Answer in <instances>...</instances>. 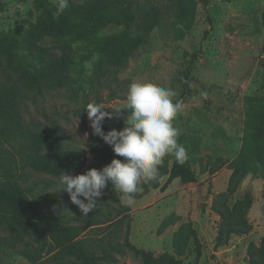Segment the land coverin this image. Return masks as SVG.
<instances>
[{
  "label": "rangeland",
  "instance_id": "obj_1",
  "mask_svg": "<svg viewBox=\"0 0 264 264\" xmlns=\"http://www.w3.org/2000/svg\"><path fill=\"white\" fill-rule=\"evenodd\" d=\"M74 2L80 4L82 0ZM154 4L162 14L161 27L153 31L148 44L138 49L123 69L102 79L99 104L113 117L115 110L126 107L131 83H153L171 88L177 93L174 102H183V108L174 121V126L181 133L179 138L190 136L198 139L202 157L211 155L231 160L246 144V113L264 105V35L261 26L264 1L210 0L206 9L200 0H155ZM181 4L193 8L190 17L192 27L184 31L182 26H175L183 32L181 38H175L176 30L169 25ZM207 17L211 20V30L204 37L203 32L208 29ZM58 18L56 0H0V33L12 38L40 20ZM77 23L82 26L83 33L80 39L71 41L76 59L69 87L40 96L25 94L20 109L27 127H56L65 147L79 148L86 153V142L92 133L91 122L87 118L84 133H77L79 120L76 111L84 99L95 102L91 75L93 63L98 58V40L125 30L127 23L100 25L80 19ZM19 63L30 71L38 68V63L25 53H19ZM201 92L207 96L202 97ZM124 127L125 120L122 127L115 130L120 131ZM5 152L8 167L21 177V185L32 203L45 212L54 213L68 225L85 227L81 238L93 245L99 256L102 248L108 249L112 242L122 248L128 224L129 239L135 247L155 254L170 252L174 229H168L161 236L156 234V230L171 213L192 222L202 247L199 264H249L248 245H257L264 237V176L245 178L233 197L238 199L246 191L253 197L247 214L250 232L231 236L226 245L215 249L219 218L211 211L210 204L213 193L217 191L216 186L220 192L226 189L227 182H223V176L214 183L212 179L217 178V174L214 177L199 175L195 166L199 178L197 184L181 185L176 179L168 187L169 194L157 198L156 193L147 206L142 205L149 196L130 205L125 194L118 189L105 188L97 208L83 217L78 207L71 203L69 195L59 192L63 187L60 177L35 173L23 167L26 154L22 143H11ZM118 202L130 209L127 213L129 219H124L120 225L119 218H114ZM109 213L112 224L108 228L106 224L95 225V220L104 222ZM117 226L114 238L111 232ZM6 236V232L0 231V238ZM22 248V244L12 247L0 243V264H30L21 255ZM122 250V255L112 253V263L103 264H139L130 252ZM193 260L194 252L190 248L183 263L193 264ZM41 261L54 264L49 256H43Z\"/></svg>",
  "mask_w": 264,
  "mask_h": 264
},
{
  "label": "trees",
  "instance_id": "obj_2",
  "mask_svg": "<svg viewBox=\"0 0 264 264\" xmlns=\"http://www.w3.org/2000/svg\"><path fill=\"white\" fill-rule=\"evenodd\" d=\"M23 1V0H16ZM155 0H82L76 4L69 0V7L57 20H40L31 25L24 33L12 38L0 33V231L7 236L0 238V243L16 246L22 244L21 255L30 264H45L43 256H49L54 264H103L112 263V253L122 255L124 248L138 260L139 264H184L183 259L190 248L194 252L193 264H199L201 243L190 220L171 213L160 223L156 234L161 236L168 229H174L171 235V251L155 254L152 251L135 247L129 239V224L123 238L122 248L112 242L109 248H102V255H97L93 245L81 238L85 227L78 228L64 223L52 212H45L27 196L21 185V177L16 176L8 167L5 156L6 147L11 143H22L26 158L23 167L39 174L54 178L65 174H84L89 169H102L115 156L112 148L104 141L89 135L86 153L79 148L65 147L63 138L56 127L31 129L23 122L21 101L25 94L40 96L45 92L69 87L71 72L76 59L72 40L82 37L83 28L77 20L108 25L126 22L125 30L105 36L98 40V58L93 63L91 89L94 90V103L100 102L99 88L102 79L109 74H116L123 69L135 52L146 46L149 37L161 27L162 14L154 4ZM203 8L210 5V0H200ZM264 1V0H263ZM193 8L179 5L170 23L176 30V37L181 38L182 31L175 26H182L184 31L191 29L190 17ZM208 29L203 32L207 37L211 30V20L207 17ZM261 26L264 35V6L261 11ZM133 28L131 32L130 29ZM264 52V45L262 48ZM19 53H25L38 63L35 71L22 67ZM91 102L84 99L76 111L79 120L77 133L83 134L87 122L86 106ZM125 110L118 116L115 112L111 119H105L102 130L107 133L120 129L126 117ZM246 144L231 160L211 155L200 156L199 140L186 136L178 139L187 150L188 160L179 165L173 157H166L159 168L157 181L143 185V191L133 194L134 200L145 197L150 190L163 193L174 180L181 185H195L199 182L194 167L199 175L214 177L222 169L229 170L226 189L212 196L210 209L219 218L214 248L228 243L231 236L246 235L251 230L247 214L253 204L249 191L238 199H233L245 178L264 176V105L258 110L246 113ZM89 157V159H87ZM164 181L162 182V180ZM162 182V183H161ZM106 188H113L109 183ZM114 218H119L120 225L129 219V206L118 202ZM95 220V225L106 224L112 219ZM116 230L112 231L116 237ZM249 264H264V237L256 245L250 243L247 248Z\"/></svg>",
  "mask_w": 264,
  "mask_h": 264
},
{
  "label": "clouds",
  "instance_id": "obj_3",
  "mask_svg": "<svg viewBox=\"0 0 264 264\" xmlns=\"http://www.w3.org/2000/svg\"><path fill=\"white\" fill-rule=\"evenodd\" d=\"M69 7V0H56V15L59 16ZM202 97L207 93L201 92ZM177 93L171 88L160 87L153 83H131L126 95L127 112L125 127L105 133L102 124L112 114L105 111L101 104L90 103L86 106L91 122L92 134L100 137L109 145L115 156L110 164L102 169H89L81 175L63 172L59 191L66 192L70 201L76 205L83 217L93 212L109 183L114 189L125 194L128 204L135 203L134 195L143 191V185L155 182L160 176L159 168L166 157H173L183 165L188 160L187 150L178 142L180 130L174 126L183 102L173 98ZM121 110H115L120 115ZM81 197L83 199H81Z\"/></svg>",
  "mask_w": 264,
  "mask_h": 264
},
{
  "label": "crops",
  "instance_id": "obj_4",
  "mask_svg": "<svg viewBox=\"0 0 264 264\" xmlns=\"http://www.w3.org/2000/svg\"><path fill=\"white\" fill-rule=\"evenodd\" d=\"M230 173H231V172H230L229 170H227V169H222L220 172L217 173V178H213L212 181L215 183V181H217L216 179H218V177L223 176L224 179H223V178H220V179H221V180L223 179V182H224V181L227 182L228 177L230 176ZM216 185H217V184H216ZM218 187H219V186H216L217 191H215V192L213 193V195L220 193ZM220 189H221V188H220ZM221 192H223V191H221ZM156 193H158V197H157V198L162 197V196H165V195L169 194V188H167L163 193H160L158 190H150L149 193L146 195V196H149V197H148V199L143 203L142 206H147V205L151 204V202L154 200V197L156 196ZM213 195H212V196H213ZM146 196H145V197H146Z\"/></svg>",
  "mask_w": 264,
  "mask_h": 264
}]
</instances>
